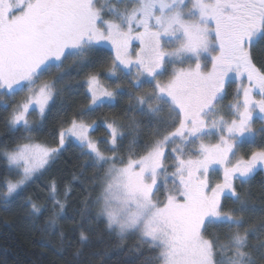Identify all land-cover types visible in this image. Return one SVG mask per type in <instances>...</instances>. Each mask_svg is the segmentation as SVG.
<instances>
[{"label":"snow or ice","instance_id":"snow-or-ice-1","mask_svg":"<svg viewBox=\"0 0 264 264\" xmlns=\"http://www.w3.org/2000/svg\"><path fill=\"white\" fill-rule=\"evenodd\" d=\"M133 40L140 45L134 57ZM262 40L264 0H0V98L7 97L0 106L7 109L9 100L28 93L5 118L9 136L25 133L24 142L0 147L7 162L0 177L5 208L48 170L71 137L103 170L90 178L95 195L80 213L81 227L88 224L79 234L82 246L91 243L92 225L103 224L110 238L134 236L148 246L154 264H264V220L247 225L257 209L237 190L264 169V65L252 57ZM103 42L115 58L87 75L88 104L80 118L62 122L58 145L33 142L50 102L68 87L65 62L72 59L78 73L92 67ZM209 59L211 70L204 71ZM233 79L239 81L235 98L225 105ZM122 95L129 98L125 117L105 120L108 137L93 139L98 124L84 117ZM37 110L39 118L30 120ZM141 123L150 130L143 142ZM124 129L131 136L126 147ZM242 148L255 150L238 156ZM48 192L53 209L63 212L55 179ZM225 201L235 207L226 209ZM29 203L32 215L42 213ZM55 225L54 215L47 230ZM210 227L227 234L209 233ZM59 238L63 244V232ZM83 255L77 249L75 256Z\"/></svg>","mask_w":264,"mask_h":264},{"label":"trees","instance_id":"trees-1","mask_svg":"<svg viewBox=\"0 0 264 264\" xmlns=\"http://www.w3.org/2000/svg\"><path fill=\"white\" fill-rule=\"evenodd\" d=\"M100 50L101 55L94 65L79 73L72 66V59L65 62L64 67L69 72V76H66L63 83L68 87L56 96L54 102H50L42 128L31 133L30 138L33 142L56 146L59 143L58 133L62 122L70 121L74 116L80 118V110L88 104L84 95L86 93L84 81L87 75L107 69L114 59L110 49L101 46ZM252 57L257 66L264 65V40L253 47ZM53 75L54 72L46 74L43 78L51 77L52 79ZM104 83L109 82L104 81ZM60 87V85L57 86L58 89ZM145 90H148L147 86L141 91ZM230 90L231 87H228L227 92L230 93ZM229 95L224 100V104L229 99ZM6 98H0V105ZM128 105L127 95L118 96L111 106H104L90 116H85L84 120L87 123L96 121L98 124L95 131L91 132L92 135L97 140L107 138L108 133L103 126L104 121L116 119L120 122L126 115ZM9 106L7 109L0 106V147L5 144L12 146L14 143L24 142L20 138L25 133L18 132L15 137H11L5 130V118L9 115ZM127 115L133 114L128 112ZM38 118L36 114L31 120L36 121ZM140 129L143 142L148 138L150 130L146 129L143 123ZM124 132L126 134L124 146L126 147L131 136L127 129H124ZM100 147L103 150L108 145L100 144ZM252 150L254 149L242 148L238 154H248ZM106 154L111 155V153ZM6 167V160L0 156V177L6 174ZM96 174L102 175L103 170L93 166L92 161L82 155L78 143L69 139L59 158L47 171L39 175L23 190L14 194L6 208L3 202L6 189L0 187V264H77L78 260L83 264H154L155 253L148 246L139 245V241L134 236L123 242L115 237L110 238L103 232V224H93L91 243L87 246L81 245L79 234L88 228V224L85 223L83 228L81 227L80 213L87 197L90 194L95 195V193H90L89 189L92 186L90 178ZM52 179L57 181L59 198L66 205L63 212L58 207L53 209L52 202L48 199V185ZM237 190L250 206H255L257 209L255 214L246 217L247 225H258L261 220H264V176L257 173L249 184L241 186L237 183ZM66 191L68 195L65 198ZM30 199L42 206L41 214L32 215ZM224 204L226 209L235 207L230 201H225ZM54 215L55 228L48 231L47 226ZM208 231L221 237L227 234L224 229L213 227H210ZM53 232L55 234H52ZM61 232L64 233L63 244L59 238ZM249 242L256 243L252 238ZM77 249H82L84 255L77 258L75 256ZM92 252H99L100 255H89Z\"/></svg>","mask_w":264,"mask_h":264},{"label":"rangeland","instance_id":"rangeland-1","mask_svg":"<svg viewBox=\"0 0 264 264\" xmlns=\"http://www.w3.org/2000/svg\"><path fill=\"white\" fill-rule=\"evenodd\" d=\"M102 46H103V47H106V48H108V49H110L111 52H112L113 55H114V58H115V52H114V50L112 49V46H111L110 43H108V42H103ZM139 47H140V45H139V41L133 40L132 43H131V47H130V52H131V54L133 55V57L135 56V53H136V51L139 49ZM184 66L187 67V65H184ZM193 66H194V65H193ZM203 70H204V71H210V70H211V61H210V59H209L208 63L206 64V66L204 67ZM169 71H171V69H169ZM167 78H168L167 75H165V76L163 77L164 80H167ZM50 79H51V77H45V78L42 77L41 80L38 81L37 83L39 84V83H42V82L45 81V80H50ZM27 95H28V93H27V91H25V92H22V93H20L19 95H17L14 99L9 100L8 105H10V106H9V112H8V114L12 111L13 106H14L16 103H19V102H20L25 96H27ZM6 99H7V98H6ZM257 99H259V96H257ZM2 101H4V100H2ZM226 102H227V101H226ZM226 102H225V103H226ZM36 114L38 115V110L32 112L31 115H30V117H29V119L31 120V118H33V116H35ZM91 136H92L93 139H96V138L92 135V133H91ZM69 139H72L73 141H75L74 138H71V137H70ZM75 142H76V141H75ZM212 142L215 143V140H213ZM76 143H77V142H76ZM57 145H58V144H57ZM237 155L240 156V155H244V154L239 153V154H237ZM233 162H234V161H233ZM170 171H171V169H170ZM263 174H264V169H263ZM220 178H222V173H221ZM216 180H217V177H213V182H216Z\"/></svg>","mask_w":264,"mask_h":264},{"label":"flooded vegetation","instance_id":"flooded-vegetation-1","mask_svg":"<svg viewBox=\"0 0 264 264\" xmlns=\"http://www.w3.org/2000/svg\"><path fill=\"white\" fill-rule=\"evenodd\" d=\"M253 60H254V59H253ZM254 62H255V61H254ZM230 75L234 76V74H230ZM238 83H239V81L233 79V81L229 84L228 87H231V90H230L231 92H230V93L227 92V94H226V96H225V99H226L227 95L230 94V95H229V99L227 100V102L225 103V105H227L229 102H231V101L234 100V98H235V92H236V88H237ZM244 83L247 84V79H246V77L244 78ZM228 87H227V88H228ZM256 98H257V97H256ZM225 99H224V100H225ZM254 127L259 128V127H260V122L257 121V122L255 123ZM254 150H255V149H254ZM249 153H250V152H249ZM249 153H248V154H249ZM243 154H244V153H243ZM244 155H245V154H244ZM257 173H261V174L264 176V174H263V169L258 170Z\"/></svg>","mask_w":264,"mask_h":264}]
</instances>
